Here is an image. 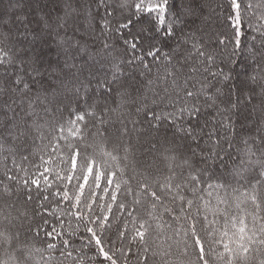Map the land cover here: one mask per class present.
<instances>
[{
  "label": "snow or ice",
  "instance_id": "1",
  "mask_svg": "<svg viewBox=\"0 0 264 264\" xmlns=\"http://www.w3.org/2000/svg\"><path fill=\"white\" fill-rule=\"evenodd\" d=\"M50 3L54 15L38 11L33 23L23 12V2L8 10L11 13L19 9L14 18L0 12V25L19 28L18 39L25 42L19 49L25 55L19 58L0 47V117L11 115L15 119L19 115L17 108L24 114L21 123L13 126V138L36 126L41 112L52 114L49 95L56 90L49 84L59 85L66 95L74 96L77 103L71 123L75 124L86 119L85 109L93 110V89L111 95L118 82L138 77L145 94L151 92L152 103L157 105L155 110L145 112L146 120L156 129L167 125L205 167L191 172L195 186L190 187V195L175 192L180 207L154 213L150 221H141L135 238L143 240L153 226L161 231L170 227L165 214L172 220L190 219L195 205L197 213H203L201 219L209 225V242L217 246L221 264H246L254 246L264 247V210L254 194L264 184V0L255 4L252 0L215 4L211 0ZM9 35L0 30V43L7 41ZM95 65L107 66L110 75L96 79L92 71ZM11 69L14 71L5 72ZM81 99L84 108L80 107ZM63 131L60 126L58 132ZM76 155L79 159L78 150ZM229 162L233 164V176H241L249 167L256 172L247 187L239 182L237 186L225 182L220 169ZM49 163L44 160L45 165ZM208 164L218 174L204 180ZM49 171L45 167L40 175L50 179ZM71 181L69 177V185ZM83 183L86 186L88 181ZM32 184L40 187L39 180L33 179ZM53 194L63 203H68L66 197L71 195L59 190ZM152 195L155 198V193ZM249 203L255 206V212L248 211ZM75 212L77 220L84 215L79 201L75 202ZM44 214L51 213L45 209ZM220 217L225 221L222 226H218ZM107 220H111L110 214ZM89 223L97 225L101 221L97 217ZM195 225L193 220L191 246L199 264H207L205 242ZM54 231V227L47 231L52 241L50 249L56 247L54 241L60 238L53 237ZM87 232L89 238L100 241L94 227ZM187 235L185 230L186 238ZM63 243L71 247L66 238ZM99 246V258L112 264L103 244ZM256 264H264V257L257 259Z\"/></svg>",
  "mask_w": 264,
  "mask_h": 264
},
{
  "label": "trees",
  "instance_id": "2",
  "mask_svg": "<svg viewBox=\"0 0 264 264\" xmlns=\"http://www.w3.org/2000/svg\"><path fill=\"white\" fill-rule=\"evenodd\" d=\"M20 2L24 3L23 12L29 16L30 23L37 20L38 11L50 17L54 15L50 0H4L0 3V12L14 18L19 9L11 13L8 10ZM252 2L255 4L258 0ZM0 30L10 34L0 47L17 58L24 56L25 52L19 51L25 46L18 39L19 28L0 25ZM8 71L14 69L5 70ZM92 71L96 79L110 75L107 66L95 65ZM48 87L56 90L49 95L52 114L41 112L38 124L24 135L13 138V126L21 123L24 116L19 108L15 119L11 115L0 117V264H109V260L99 258L100 243L110 254L112 264H199L196 250L191 246L193 220L196 232L205 242L207 264H221L217 246L209 242V225L201 219L203 213H197L195 205L190 219L172 220L165 214L170 227L161 231L153 226L143 240L135 238L141 221H150L154 213L180 207L175 192L190 195V187L195 186L190 179L191 172L205 167L200 157L192 156L187 144L167 125H161L156 138L150 140L148 134L156 128L146 120L145 112L155 110L157 105L152 103L151 92L145 94L139 78L118 82L111 95L93 89L90 101L93 110L85 109L86 119L75 124L71 123L72 109L77 103L74 96L66 95L59 85ZM3 99H8V94ZM79 103L84 108L82 99ZM60 126L64 128L63 133L58 132ZM152 154L158 155L156 161H150ZM45 159L51 163L45 165ZM45 167L51 169L47 173L50 179L40 175ZM206 167L204 180L218 174L211 164ZM232 167L229 162L220 171L225 182L233 186L239 182L247 187V181L256 176L251 167L241 176H233ZM69 177H72L71 185ZM33 179L39 180V188L32 184ZM57 190L71 193L66 197L68 203L53 194ZM254 194L264 210V184ZM76 201L84 213L80 220L76 219ZM45 209L51 214L46 216ZM247 209L256 211L251 203ZM97 217L101 223H89ZM219 220L218 226H222L224 217ZM152 223L155 225V221ZM52 227L55 228L53 237H60L55 239L54 249L49 248L52 241L47 235ZM90 227L95 228L99 242L95 237L89 238ZM65 238L71 242L70 248L64 245ZM261 257H264V247L256 245L246 264H256Z\"/></svg>",
  "mask_w": 264,
  "mask_h": 264
},
{
  "label": "rangeland",
  "instance_id": "3",
  "mask_svg": "<svg viewBox=\"0 0 264 264\" xmlns=\"http://www.w3.org/2000/svg\"><path fill=\"white\" fill-rule=\"evenodd\" d=\"M4 0H0V3H2ZM38 6H39V8L41 7V4L38 2ZM43 6V5H42ZM33 10V9H32ZM156 133H157V129H153V130H151L150 132H149V134L148 135H150L151 136V138H150V140H152L153 138H156ZM150 157H152L151 159H150V161H152V160H157V157H158V155L156 156L155 154H152V155H150Z\"/></svg>",
  "mask_w": 264,
  "mask_h": 264
}]
</instances>
